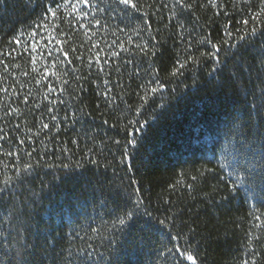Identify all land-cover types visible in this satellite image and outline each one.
I'll return each mask as SVG.
<instances>
[{"label": "trees", "instance_id": "16d2710c", "mask_svg": "<svg viewBox=\"0 0 264 264\" xmlns=\"http://www.w3.org/2000/svg\"><path fill=\"white\" fill-rule=\"evenodd\" d=\"M108 2L105 0V3ZM97 3L99 7H104L99 0ZM258 3L259 0H252L251 8L258 10ZM25 5L26 0H0V47L7 46L14 35L34 25L40 16L39 6ZM120 7L123 8L122 5ZM83 10L90 14L93 11L87 6ZM150 11L152 28L158 31L144 32L137 37L131 29L140 25V20L136 18L139 13L124 18L123 23L121 17L111 13L110 26L105 25L98 30L89 25L96 33H88L92 37L90 40L79 24L70 27L69 21L75 23L73 17H67L63 10L60 13L65 19L57 23L69 34L64 37L68 39L65 48L70 52L72 63L68 64L65 60L62 69L58 66L61 74L67 73L65 78L69 84L65 87L70 89L62 97L66 103L60 106L58 115L63 116L64 111L89 115L81 116L76 123L64 121L59 132L52 130L54 139L51 141L41 132L34 137L36 144L29 145L36 149L31 162L39 160V165L24 186L21 200H28L24 205V219L33 229L47 232L50 240L55 238L60 241V247L55 252L49 249L46 255L38 253L37 264L41 261L53 264V259L67 255V250L74 252L76 248H84L88 244L103 254V258L99 255L94 257L96 264H109V258L114 264H175L176 259L180 260V264H191L180 258L178 253L175 258L170 253L161 255L174 245H179L181 249L191 246L197 264H242L245 260L251 264L252 259L256 264H264V216L261 221H255L249 215L256 212L252 207L256 201L246 199L252 193H245L243 189L233 193L225 183L232 171L227 167L235 154L232 145L245 138L252 142L253 133L264 124V115L258 111L261 105L259 88L254 81L247 83L255 96L246 94V79L237 82L231 75V59L223 72L213 75H208L213 62L204 60L195 74L185 71L182 76L170 77L179 42L175 41L174 26L167 19L169 10L162 9L157 0ZM250 14L245 12L243 17ZM108 15L105 9L98 12L95 18L107 19ZM232 15L236 28L241 27L239 21L242 15ZM186 16L193 40L204 32H210L214 41L224 38L223 26L228 17L221 15L214 18L211 9L199 7ZM126 25L132 39L137 42H147L149 36H155L160 41L152 62L160 69L162 82L167 85L163 93L149 99L139 114L137 107L141 101L136 93L143 94L138 88L140 79L125 71L121 80L124 88L113 86L111 95L116 99L109 104L98 94L104 87V77L97 75L95 66L91 70L86 66L88 57L96 51L91 48L93 43L99 42L107 52L109 49L104 40L111 42L117 37V43L128 40V35L122 32H117V36L111 35L114 29H123ZM72 47L77 49L76 53L70 51ZM256 47L258 49V45ZM22 50V47L18 48V51ZM242 51L248 62H257L258 50L249 46ZM77 55H82L84 60H77ZM126 55L122 53V56ZM11 63H19L20 67H10V72L15 75L9 76L5 83L14 85L20 92L30 90L32 94L28 105H20L27 115V125L22 123V118H17L16 122L21 123L24 132L28 127L36 131L40 128L38 121L42 113L44 122H48V104L43 100L46 85L53 82L56 87L58 82L49 76L48 81L36 85V74L32 72L27 54L16 55ZM24 71L29 75H22ZM77 77L80 78L79 84L83 85L82 90L78 87ZM109 78L115 82L117 77L114 73ZM21 84L25 85L23 89ZM73 93H77L78 97L74 99ZM35 103H40V108H34ZM161 104L163 108L159 106ZM253 104L257 105V110L252 108ZM29 108H32L31 112H28ZM145 120L148 123L137 133L138 137L143 136L142 146L138 151L129 150V171L128 166L121 163L125 141L130 138L129 132H134ZM44 146H47V152ZM26 161L28 158L22 157L19 163L22 166ZM12 162L11 158L5 160L0 157V179L3 178L4 164ZM65 164L70 167L64 168ZM14 171L10 169L8 174ZM193 175L198 176V181L191 180ZM181 180L183 183L177 184ZM189 183L193 184L191 190L186 187ZM173 185L176 187L173 188ZM136 189H139L138 193ZM31 192H35L36 196L33 197ZM255 195L264 196L259 186ZM137 199L142 203L133 220L122 230H118V223L113 227L112 222L117 215H123L121 210L133 207ZM260 211L264 212V207ZM166 217L169 218L168 227L156 224L153 230L146 229V221L155 224L156 220ZM13 224L20 227L15 219ZM94 229H99V232ZM76 233L79 236L72 239ZM250 233L260 238L250 242ZM176 236L180 239H174Z\"/></svg>", "mask_w": 264, "mask_h": 264}, {"label": "snow or ice", "instance_id": "6c2138e0", "mask_svg": "<svg viewBox=\"0 0 264 264\" xmlns=\"http://www.w3.org/2000/svg\"><path fill=\"white\" fill-rule=\"evenodd\" d=\"M156 2L157 0H109L108 3H105V0H99V3L104 4V7L101 8L98 6L97 0H26V7L39 6L41 8L40 16L34 25H29L28 28L22 29L19 35H14L7 46L0 47V157L5 160L11 158L14 161L4 164L3 178L0 179V264H6V262L7 264H37L38 253L46 255L49 249L55 252L60 247L59 240L55 238L50 240L47 232L33 229L32 225L24 219L26 215L24 205L28 203V200L25 198L22 201L21 197L24 195V186L28 184L29 178L33 176L39 165V160L36 163L31 162L36 149L29 145L34 146L36 144L34 137H38L41 132H44L46 138L51 141L54 139L51 134L52 130L59 132L64 121L71 120L72 123H76L81 116L89 115L83 112L77 115L76 112L69 113L67 111H64L63 116L58 115L61 111L60 106L66 103L62 97L70 92V89L65 87L69 84L68 79L65 78L67 73L61 74L58 71V66L62 69L65 60L68 64L72 63L69 58L70 52L65 48L68 39L64 37L69 34L57 23V21L65 19V16L60 14L61 11L63 10L67 17L74 18L75 23L69 21L70 27L74 28L76 24H79L80 28L85 29L84 34L89 40L92 37L88 33L96 35L89 25L98 30L103 29L105 25L110 26L111 13H116L121 17L122 23L124 18L139 13L136 18L140 20V25L132 28L131 31L137 37H141L144 32L158 31V29L152 28V12L150 11L155 7ZM159 3L162 9L167 8L169 10L170 15L167 19L174 26L175 41L179 42L178 54L169 76H182L185 71H191L195 74L204 60L213 62L211 71L208 73V75H213L218 71L223 72L228 67V60L231 59L233 62L231 75L236 78L237 82L246 79L244 89L246 94L250 93L255 96V92L247 87V83L254 81L259 88L261 105L258 111L264 115V0H259L258 10L251 8L252 0H199V4L197 0H169L168 3L159 0ZM121 5L123 8L120 7ZM84 6L91 7L92 13L84 11ZM197 7L204 10L211 9L214 18L221 15L228 17L223 26V39L214 41L210 32H204L193 40L192 32L189 31L186 23L188 19L186 14L193 13ZM105 9L109 14L107 19L95 18L98 12H103ZM245 12L251 14L243 17ZM233 13H240L243 17L239 21L241 25L239 28H236L233 23ZM195 20L198 21L199 17L196 16ZM81 21H86V23H81ZM117 32L128 35V40L120 43H117L118 37L111 42L104 40L105 46L109 49L107 52L100 47L99 42L93 43L91 48L96 49V51L88 57L86 66L89 70L95 66L97 75L104 77L102 80L104 87L98 94L109 104L114 103L116 99L115 96L111 95L113 86L124 88L121 80L125 71H130L131 76L140 79L138 88L142 90L143 94L136 93L141 101L137 107V114H139L149 99L158 93H163L167 88L160 77V69L152 62V58L157 55L160 41L156 40L155 36H149L147 42H137L132 39L127 25L123 29L117 27L111 35L117 36ZM21 37H27V39L22 40ZM249 46L252 47V50H258L259 55L256 58V63H250L244 58L242 50L248 49ZM21 47L23 50L18 51V48ZM70 51L76 53L77 49L72 47ZM122 53L127 55L122 56ZM25 54L30 58L32 72L38 77H34L36 85L48 81L49 76L58 82L56 87L53 86V82H48L43 93V100L47 101L48 104L46 109L48 122H44V114L42 113V118L38 121L40 128L33 131L32 127H28L27 132H24L21 123L16 121L17 118H22V123L27 125V115L20 105L29 104L31 91L20 92L14 85L5 83L9 76L15 75L10 72V67H20L19 63L12 64L11 61L15 59L16 55L23 56ZM75 58L84 60L82 55H77ZM38 62L39 67H37ZM114 73L117 77L115 82L109 78ZM22 75L28 76L29 73L24 71ZM76 79L78 87L82 90L83 85L79 84L80 78L77 77ZM17 83L19 82L17 81ZM20 87L23 89L25 85L21 84ZM77 97L78 94L73 93V98ZM40 106V103L33 105L34 108H40ZM159 106L164 107L163 104ZM252 108L257 110V105L253 104ZM31 111L32 108H29L28 112ZM104 123L107 124L108 121L105 120ZM130 123L134 124L135 122L130 121ZM147 123V120L140 123L134 132H129L130 138L125 141L126 147L121 163L126 164L129 171L131 170L129 150L138 151L142 146L143 136L138 137L137 133H140ZM111 127H115V125H111ZM18 133H23V135ZM237 135L239 136L240 133ZM115 143L119 144L120 141H115ZM44 147L45 152H47V146ZM232 149L235 154L227 165L232 171L228 174L229 178L225 180V183L233 193L243 189L245 193L253 194L251 197L246 196V199L256 201L252 205L256 212L249 213V215L253 216L255 221H261L264 212H261L260 209L264 207V196H256L255 192L257 186L261 192H264V124L260 125L253 133L252 142H248L246 138L238 140L235 145H232ZM22 157H27L28 161L21 166L19 161ZM63 167L69 168L70 166L65 164ZM10 169L15 170L11 175L8 174ZM181 175L183 176V174ZM191 180L198 181V176H191ZM182 183V180L177 182V184ZM175 187L176 185H173V188ZM186 187L191 190L193 184L189 183ZM135 191L138 193L139 189ZM31 195L35 197L36 193L31 192ZM141 203L142 201L137 199L134 201L133 207L122 209L123 215H117L112 222L113 227H116L117 223L119 225L118 230L127 226L129 221L133 220ZM14 219L20 225L19 228L13 224ZM156 224L168 227L169 218L158 219L155 224L149 221L145 222L146 229L149 231L153 230ZM254 226L259 227V225ZM93 231L99 232V229ZM249 235L250 242L252 239L260 238L251 233ZM77 236L79 233L71 238L75 239ZM28 237H32V239L30 240ZM174 239L178 240L180 237L176 236ZM41 240L44 242L43 244L37 243ZM190 248L191 246L181 249L179 245H174L173 248L166 249V252L161 253V255L170 253L175 258L178 253L180 258L190 261L191 264H197V257ZM61 251L63 252L64 249ZM13 252L15 255H12ZM96 255L103 258V254L98 253L91 244H88L87 247L76 248L74 252L70 249L67 250V255L54 258L53 264H96L94 259ZM41 264H43L42 261ZM109 264H114L111 258H109ZM175 264H180V260L176 259ZM242 264H249V261L245 260ZM251 264H256L255 259H252Z\"/></svg>", "mask_w": 264, "mask_h": 264}]
</instances>
